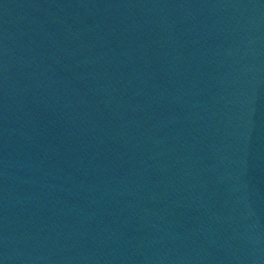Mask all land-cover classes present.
I'll list each match as a JSON object with an SVG mask.
<instances>
[{"label": "water", "instance_id": "water-1", "mask_svg": "<svg viewBox=\"0 0 264 264\" xmlns=\"http://www.w3.org/2000/svg\"><path fill=\"white\" fill-rule=\"evenodd\" d=\"M264 87V0H0V264H176Z\"/></svg>", "mask_w": 264, "mask_h": 264}]
</instances>
